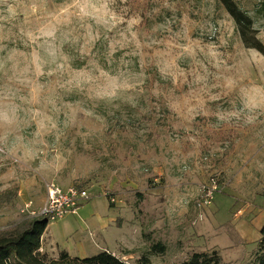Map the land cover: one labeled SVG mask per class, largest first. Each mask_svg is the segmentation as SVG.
<instances>
[{
  "label": "rangeland",
  "instance_id": "obj_1",
  "mask_svg": "<svg viewBox=\"0 0 264 264\" xmlns=\"http://www.w3.org/2000/svg\"><path fill=\"white\" fill-rule=\"evenodd\" d=\"M263 2L239 0L264 44ZM52 183L86 188L95 215L109 207L128 264L151 241L166 250L150 264L212 250L249 264L264 223L263 55L217 0H0V191L16 188L0 230L40 216Z\"/></svg>",
  "mask_w": 264,
  "mask_h": 264
},
{
  "label": "trees",
  "instance_id": "obj_2",
  "mask_svg": "<svg viewBox=\"0 0 264 264\" xmlns=\"http://www.w3.org/2000/svg\"><path fill=\"white\" fill-rule=\"evenodd\" d=\"M235 22L236 30L247 48L257 50L264 57V44L256 36L253 18L240 5L239 0H217ZM264 11V2L261 4ZM234 149L230 141L223 156ZM77 187H80L77 185ZM16 188L0 191V207L12 201ZM48 219L42 216H29L17 223L0 230V264H128L108 250H101L93 255L80 257L69 254L66 250L58 251L56 257H49L41 251L42 236L46 231ZM259 239L253 258L249 264H264V223L259 229ZM147 241H150L148 238ZM166 250L159 241L149 242L146 254L140 256L135 264H150L149 255L162 254ZM221 257L215 250L194 251L187 258L172 264H220Z\"/></svg>",
  "mask_w": 264,
  "mask_h": 264
},
{
  "label": "crops",
  "instance_id": "obj_3",
  "mask_svg": "<svg viewBox=\"0 0 264 264\" xmlns=\"http://www.w3.org/2000/svg\"><path fill=\"white\" fill-rule=\"evenodd\" d=\"M84 203L79 207L75 214H68L58 219L60 222L63 221L66 223L69 229H66L65 233L60 238L52 234H47L45 231L42 236L41 251L44 250L50 252L52 256H56L58 253V247V251L64 249L71 255L85 257L105 249L118 255L116 250L110 246L112 243H115L114 240L118 236L119 227L115 222L116 217L113 216L109 207L104 212V215H95V212L91 211L89 203ZM79 231H83L84 234L85 232H87V234L91 233L95 239L100 242V245L97 246L89 235L88 237L84 235L82 239H80V236L78 235L79 237L75 240H71V236ZM95 231L100 234L98 237L99 240L94 235ZM46 242L48 248L45 246ZM95 250L96 252H94Z\"/></svg>",
  "mask_w": 264,
  "mask_h": 264
},
{
  "label": "built area",
  "instance_id": "obj_4",
  "mask_svg": "<svg viewBox=\"0 0 264 264\" xmlns=\"http://www.w3.org/2000/svg\"><path fill=\"white\" fill-rule=\"evenodd\" d=\"M201 205L207 206L211 203L213 193L217 191L215 182L206 187ZM90 195L86 188L69 185L65 188L58 184H50L47 187L45 203L40 209L39 215L48 220H58L65 215L75 214L79 207L89 200Z\"/></svg>",
  "mask_w": 264,
  "mask_h": 264
}]
</instances>
